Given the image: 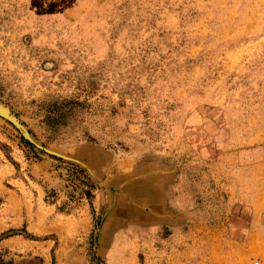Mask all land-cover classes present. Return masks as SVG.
<instances>
[{"label":"rangeland","instance_id":"obj_1","mask_svg":"<svg viewBox=\"0 0 264 264\" xmlns=\"http://www.w3.org/2000/svg\"><path fill=\"white\" fill-rule=\"evenodd\" d=\"M264 264V0H0V264Z\"/></svg>","mask_w":264,"mask_h":264},{"label":"built area","instance_id":"obj_2","mask_svg":"<svg viewBox=\"0 0 264 264\" xmlns=\"http://www.w3.org/2000/svg\"><path fill=\"white\" fill-rule=\"evenodd\" d=\"M250 264H260L259 261H252Z\"/></svg>","mask_w":264,"mask_h":264}]
</instances>
